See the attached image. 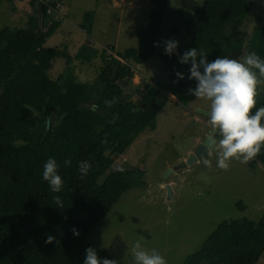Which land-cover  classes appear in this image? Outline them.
<instances>
[{
    "label": "trees",
    "instance_id": "trees-1",
    "mask_svg": "<svg viewBox=\"0 0 264 264\" xmlns=\"http://www.w3.org/2000/svg\"><path fill=\"white\" fill-rule=\"evenodd\" d=\"M29 1L33 11L25 27L0 28V264H83L88 247L101 259H113L88 236L125 191L147 185L141 167L116 166V159L141 132L156 128V117L168 100L165 91L180 104L196 98L187 94L196 86L188 78L191 62L179 61L185 51L202 50L212 61L243 49L242 27L253 13V0H202L192 11L179 8L182 22L170 32L183 34L188 43L171 56L159 54L169 70L168 83L149 82L144 91L136 87L135 98L125 93L134 76L128 62L143 64L157 54L154 45L160 41L169 0H150L149 23L137 32L139 46L117 55L95 48L89 36L74 52L70 40L46 45L65 21L57 15L62 0ZM95 16V11H86L79 24L88 35ZM255 17L259 24L247 47L264 59V15ZM56 58L64 68L53 76ZM82 68L91 77L81 79L77 72ZM256 100L257 108L264 107V92ZM50 157L60 165L64 185L59 193L43 180V165ZM65 159L72 161L70 167L64 166ZM254 159L264 165V146ZM80 161L91 164L83 178ZM56 195L62 208L53 201ZM47 235L59 244H46ZM263 253L264 214L257 221L220 223L182 264H256Z\"/></svg>",
    "mask_w": 264,
    "mask_h": 264
},
{
    "label": "rangeland",
    "instance_id": "rangeland-1",
    "mask_svg": "<svg viewBox=\"0 0 264 264\" xmlns=\"http://www.w3.org/2000/svg\"><path fill=\"white\" fill-rule=\"evenodd\" d=\"M201 2L169 0L157 54L143 64L128 62L134 76L125 93L135 98L136 87L144 91L146 83L160 86L168 83L169 70L159 55L165 53L163 42L178 41V48L188 43L183 34L171 33L170 28L182 22L179 8L192 11ZM152 7L150 0H62L59 2L62 10H58L57 15L65 21L48 37L46 45L60 46L63 40H70L69 48L74 52L89 36L95 48H105L117 55L127 48L139 46L137 32L149 23ZM89 10L95 11L96 16L93 30L88 35L79 24ZM32 11L29 0H3L0 28L25 27ZM252 12L242 27L243 49L236 53L226 52L222 58L239 59L250 53L247 41L254 26L259 24L255 16L264 15V0H253ZM63 28L67 29L63 31ZM68 30L71 35L67 34ZM63 68L62 59L56 58L50 70L56 76ZM77 73L81 79L91 77L84 68ZM263 92L264 84H258L256 97ZM166 95L170 99L156 117V128L141 132L115 162L116 166L125 168L141 167L147 185L125 191L88 236L95 247L106 251L118 263L135 264L130 249L142 238L144 247L157 249L167 264H182L201 248L220 223L245 218L257 221L264 214V165L255 159L241 163L232 158L227 169L218 168L219 134H216L217 143L209 153L187 169L170 175L173 195L168 197L163 173L185 158L195 148L197 138L202 140L204 133L211 130L209 116L196 111L199 108L210 111L211 101L195 98L188 104H180L170 93ZM204 160L211 161V168L205 166ZM256 264H264V253Z\"/></svg>",
    "mask_w": 264,
    "mask_h": 264
},
{
    "label": "clouds",
    "instance_id": "clouds-1",
    "mask_svg": "<svg viewBox=\"0 0 264 264\" xmlns=\"http://www.w3.org/2000/svg\"><path fill=\"white\" fill-rule=\"evenodd\" d=\"M163 43L166 54L171 56L176 53L178 41L165 40ZM154 46H160L159 42ZM179 61L182 64L191 62L188 78L196 82L195 88L187 89V94L211 101L208 113L211 134L215 138L217 133L220 136L216 166L227 169L232 158L239 159L241 163H248L261 154L264 146V124L261 123L264 119V107H256V96L257 85L264 84V59L255 52H250L239 59L225 56L209 61L207 54L202 50L191 48L179 57ZM176 75L179 79L184 78L180 72ZM165 93L174 95L172 92L165 91ZM174 97L179 103V99L175 95ZM254 108L256 110L253 114ZM71 163L70 159H65L64 166L70 167ZM204 164L211 168L210 160H204ZM59 168L56 159L51 157L43 165V180L49 184L53 193L61 192L64 185ZM78 169L83 178L91 169V164L88 161H80ZM53 201L57 207H63L60 196H54ZM72 231L75 236H79L77 229L73 228ZM53 241H56V237L47 235L45 243L51 244ZM56 243L59 244V241ZM130 251L135 264H167L166 259L157 249L144 247L142 238L135 241ZM83 264H118V262L108 258L101 259L94 248L88 247L85 250Z\"/></svg>",
    "mask_w": 264,
    "mask_h": 264
},
{
    "label": "water",
    "instance_id": "water-1",
    "mask_svg": "<svg viewBox=\"0 0 264 264\" xmlns=\"http://www.w3.org/2000/svg\"><path fill=\"white\" fill-rule=\"evenodd\" d=\"M38 2H36L35 7L38 6ZM44 20V17H43ZM199 112L203 113L204 115H208L209 111L203 110L201 108L197 109ZM217 143V139L212 136L211 130L205 134L204 138L196 144L195 148L188 153V155L185 158H181L178 163L168 167L164 173L163 177L166 180L164 183V187L167 190L168 197H172L173 195V189L172 185L169 182V177L172 173L181 170V169H187L189 166L193 165L199 159L203 158L207 153L210 152V150L214 147V145Z\"/></svg>",
    "mask_w": 264,
    "mask_h": 264
},
{
    "label": "crops",
    "instance_id": "crops-1",
    "mask_svg": "<svg viewBox=\"0 0 264 264\" xmlns=\"http://www.w3.org/2000/svg\"><path fill=\"white\" fill-rule=\"evenodd\" d=\"M173 97H174V95H172ZM206 133V132H205ZM198 141H200V140H198V138H197V140H196V142H198Z\"/></svg>",
    "mask_w": 264,
    "mask_h": 264
}]
</instances>
